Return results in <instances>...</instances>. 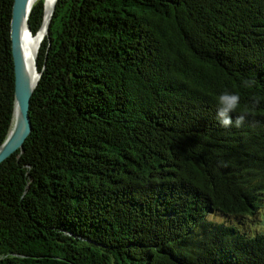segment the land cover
Masks as SVG:
<instances>
[{"label":"trees","instance_id":"1","mask_svg":"<svg viewBox=\"0 0 264 264\" xmlns=\"http://www.w3.org/2000/svg\"><path fill=\"white\" fill-rule=\"evenodd\" d=\"M42 19L38 1L33 35ZM36 67L30 133L0 163V264H264V0H56ZM225 90L240 126L217 121Z\"/></svg>","mask_w":264,"mask_h":264},{"label":"water","instance_id":"2","mask_svg":"<svg viewBox=\"0 0 264 264\" xmlns=\"http://www.w3.org/2000/svg\"><path fill=\"white\" fill-rule=\"evenodd\" d=\"M33 3L34 0H13L12 4L10 21V42L14 73L13 111L10 129L5 140L0 145V163L10 157L17 150H22L23 143L31 130L28 115L30 98L40 77V72H38L36 67V58L40 44L44 37L47 35L49 22L55 6L54 4L52 11L47 19L43 35L36 46L33 58V69L35 72V78L33 80L29 77L24 64L23 45L21 37L23 26L26 28L29 35H32L27 24V19Z\"/></svg>","mask_w":264,"mask_h":264},{"label":"bare ground","instance_id":"3","mask_svg":"<svg viewBox=\"0 0 264 264\" xmlns=\"http://www.w3.org/2000/svg\"><path fill=\"white\" fill-rule=\"evenodd\" d=\"M41 2L43 9V19L39 31L35 35H29L26 28L23 26L21 31L22 45H23V55H24V64L26 70L29 74V77L34 80L35 72L33 69V58L36 50L37 43L43 35L44 28L47 22V19L52 11V8L56 0H34L32 7L35 3ZM31 7V8H32Z\"/></svg>","mask_w":264,"mask_h":264},{"label":"clouds","instance_id":"4","mask_svg":"<svg viewBox=\"0 0 264 264\" xmlns=\"http://www.w3.org/2000/svg\"><path fill=\"white\" fill-rule=\"evenodd\" d=\"M241 97L238 93L225 90L216 97V118L222 127L240 126L244 117L238 116L235 121L232 119V113H236L240 107Z\"/></svg>","mask_w":264,"mask_h":264},{"label":"rangeland","instance_id":"5","mask_svg":"<svg viewBox=\"0 0 264 264\" xmlns=\"http://www.w3.org/2000/svg\"><path fill=\"white\" fill-rule=\"evenodd\" d=\"M260 212L256 215V217L253 219L254 221L256 222H259L261 221L262 217L260 216ZM241 226L245 229H248V227H252V226H255V222H251L250 223H246V222H241Z\"/></svg>","mask_w":264,"mask_h":264}]
</instances>
